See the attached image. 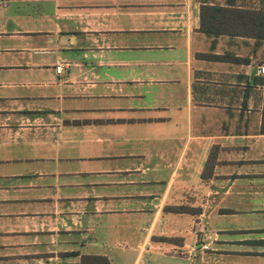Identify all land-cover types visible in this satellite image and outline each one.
Returning <instances> with one entry per match:
<instances>
[{"label": "crops", "instance_id": "crops-1", "mask_svg": "<svg viewBox=\"0 0 264 264\" xmlns=\"http://www.w3.org/2000/svg\"><path fill=\"white\" fill-rule=\"evenodd\" d=\"M261 65L264 0H0V264H264Z\"/></svg>", "mask_w": 264, "mask_h": 264}, {"label": "trees", "instance_id": "trees-1", "mask_svg": "<svg viewBox=\"0 0 264 264\" xmlns=\"http://www.w3.org/2000/svg\"><path fill=\"white\" fill-rule=\"evenodd\" d=\"M261 130L264 132V126H262ZM86 258L91 261H94L95 264H108L103 257L88 256Z\"/></svg>", "mask_w": 264, "mask_h": 264}, {"label": "built area", "instance_id": "built-area-1", "mask_svg": "<svg viewBox=\"0 0 264 264\" xmlns=\"http://www.w3.org/2000/svg\"><path fill=\"white\" fill-rule=\"evenodd\" d=\"M61 69H62V66H61L60 64H57L56 67H55V70H56L57 72H60ZM258 70H259L261 73H264V65H261V66L259 67ZM201 246H202V248H204V249H206V248L208 247L207 244H205V245H201Z\"/></svg>", "mask_w": 264, "mask_h": 264}]
</instances>
